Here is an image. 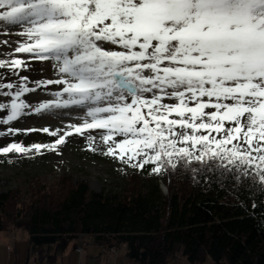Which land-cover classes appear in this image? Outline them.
I'll return each mask as SVG.
<instances>
[{
	"label": "snow or ice",
	"instance_id": "6c2138e0",
	"mask_svg": "<svg viewBox=\"0 0 264 264\" xmlns=\"http://www.w3.org/2000/svg\"><path fill=\"white\" fill-rule=\"evenodd\" d=\"M0 27L22 38V58L0 59V124L84 110L80 124L39 130L53 142L0 154L58 153L85 132L94 150L90 130H103L104 154L130 167L218 162L264 185V0H0ZM33 61L53 62L56 78L21 75ZM53 85L52 99H27Z\"/></svg>",
	"mask_w": 264,
	"mask_h": 264
},
{
	"label": "trees",
	"instance_id": "16d2710c",
	"mask_svg": "<svg viewBox=\"0 0 264 264\" xmlns=\"http://www.w3.org/2000/svg\"><path fill=\"white\" fill-rule=\"evenodd\" d=\"M21 75L35 77L32 71ZM27 130L0 137V147L51 138ZM82 138L69 142L80 148ZM151 168L131 167L119 193L96 192L86 182L66 180L58 188L37 191L28 204H18V191L1 193L0 232L25 233L27 263L56 264L69 244L85 235L106 249L124 246L138 264H178L182 259L207 264L208 258L211 264H264V185L255 177L218 162L211 170L203 163L155 174Z\"/></svg>",
	"mask_w": 264,
	"mask_h": 264
},
{
	"label": "rangeland",
	"instance_id": "374dc122",
	"mask_svg": "<svg viewBox=\"0 0 264 264\" xmlns=\"http://www.w3.org/2000/svg\"><path fill=\"white\" fill-rule=\"evenodd\" d=\"M9 30L0 27V59H12V58H22L14 57V48L21 41V37L17 35L19 29H12L11 35H8ZM9 41L5 44L4 41ZM51 61H33L32 62V72H34L35 77L32 80L38 79H50L56 78V73L52 67ZM59 90V86H48L47 89L40 88L35 93L28 94L27 99L35 104L38 102H43L44 100L52 99L50 92ZM7 99V98H4ZM167 103H175V101L167 100ZM82 109H53L49 112H42L39 115H28L18 119L11 125L0 124V131H5L8 127H15L16 129H43L44 127H49L52 130L68 128L69 124H80L82 123L81 115L83 114ZM4 113H0V116ZM91 134L96 136V141L94 144V150H89L87 135L85 132L83 136L78 134H73L69 137V141L73 140L76 142L78 139L84 143L81 147H78L77 143H70L66 141L64 144L58 146L57 151L41 150L36 152L32 150L28 154H0V194L8 191H18L17 199L18 204H28L30 198L41 189H52L58 188L63 184V181H71L73 183L83 181L88 183L90 188L96 192H116L119 193L124 186V177L127 173H131L132 169L130 166L122 163L119 160H107L101 157L90 156L87 152H92L96 154L105 155L106 145L100 142L99 134L103 130H90ZM67 138V137H66ZM55 140L52 137L49 140L45 139H34L33 141H26L23 143L25 147H30L33 144H48ZM76 140V141H75ZM2 143L0 142V145ZM95 154V155H96ZM164 193H168L169 190L164 182L160 186ZM3 232H0V237H2ZM17 245V257L16 252L10 251L12 246L15 244H10L11 241H15ZM2 242H8L5 244L4 249L2 248V264H8V253L11 254V264H28V241L23 237V231L19 230L14 232L13 235L7 236V238L0 239ZM92 241L93 239L85 235L79 236L78 239L72 241L68 248L66 249L65 259L62 257L59 259L58 264H64L65 260L68 259L69 251L71 250L73 258L70 259V264H78L75 257L78 253L74 252L73 246H79L85 241ZM122 247V246H121ZM119 248L118 253L121 256L120 262H122V257L125 255L126 248L123 246ZM95 248H98L95 247ZM92 248V249H95ZM6 249V252H5ZM88 250V249H84ZM5 252V253H4ZM64 252V253H65ZM98 257L102 258L107 253H103L102 249L99 250ZM96 256V255H92ZM116 258V257H115ZM111 259L105 256L103 264H121L118 262L109 263ZM94 257L91 259L93 260ZM210 261L207 259L206 263ZM32 262H30L31 264ZM90 263V262H89ZM188 264H190L187 261ZM91 264V263H90ZM132 264H138L133 261Z\"/></svg>",
	"mask_w": 264,
	"mask_h": 264
},
{
	"label": "crops",
	"instance_id": "0c3cea01",
	"mask_svg": "<svg viewBox=\"0 0 264 264\" xmlns=\"http://www.w3.org/2000/svg\"><path fill=\"white\" fill-rule=\"evenodd\" d=\"M14 232H17V231H13V232H10V233L9 232H3L4 235H2V237H0V239L7 238V236L9 237V235H13ZM23 237L27 240V236L25 235V233H23ZM2 241H4V240H2ZM2 241L0 240V264H2V256H4V254H2V248L1 247H3V249H4L5 244L8 243V242H2ZM84 241H87V240H84ZM87 242H88V246L85 247V249H88V250L87 251L86 250H83L81 253L75 251V245L76 244L73 246L74 252L78 253V255L75 257V259H77V261H78V264H90V263L91 264H103V262L105 260L104 259L105 256H108L111 259L113 257L114 258L116 257L114 260H111L109 263H112V262L121 263L120 262V257L117 258L118 255L121 256L119 253H118V255H110V253L108 251H105L102 246H99L94 241H87ZM10 244H15L14 246H12V248L10 249V251L16 252V257H17L18 255H17L16 238H15V241H11ZM97 246H98V248H95ZM92 248H95V249H92ZM100 249H102V251H103L104 254L107 253V252H108V254H106L102 258L98 257V254H100L99 253V250ZM5 252H6V249H5ZM68 253H69L68 259L65 260L64 264H70V259L73 258V254L74 253L71 250ZM63 254H64L63 256H65V254H67V253L65 252ZM92 255H96V256H92ZM63 256H62V254L59 256V258L57 259V263L56 264H58V261H59V259L61 257L63 259H65V257H63ZM123 256H124V257H122V262L123 263H121V264H132L133 261H135V260H133L132 258H130L128 256L127 250L125 252V255H123ZM93 257H94V259L91 260ZM17 260L18 259H16V263L15 264H18ZM7 262H8V264H11L10 263L11 262V254H9V253H8V260H7ZM211 263H212V261L210 259V261L207 264H211ZM28 264H30V262ZM31 264H39V263H33L32 262ZM178 264H188V263H187V260L186 259H182L181 261L178 262Z\"/></svg>",
	"mask_w": 264,
	"mask_h": 264
},
{
	"label": "built area",
	"instance_id": "2783aa9c",
	"mask_svg": "<svg viewBox=\"0 0 264 264\" xmlns=\"http://www.w3.org/2000/svg\"><path fill=\"white\" fill-rule=\"evenodd\" d=\"M87 246H88V243L84 242L83 244H80L79 246L75 247V251L81 253ZM118 251H119V248L117 246H113L109 248L108 250L110 255H118Z\"/></svg>",
	"mask_w": 264,
	"mask_h": 264
},
{
	"label": "bare ground",
	"instance_id": "6f19581e",
	"mask_svg": "<svg viewBox=\"0 0 264 264\" xmlns=\"http://www.w3.org/2000/svg\"><path fill=\"white\" fill-rule=\"evenodd\" d=\"M85 242H87V241H85ZM87 243H88V242H87ZM118 248H119V247H118ZM104 250H105V251H108L109 249L104 248Z\"/></svg>",
	"mask_w": 264,
	"mask_h": 264
}]
</instances>
